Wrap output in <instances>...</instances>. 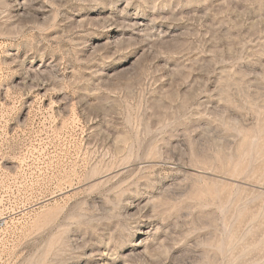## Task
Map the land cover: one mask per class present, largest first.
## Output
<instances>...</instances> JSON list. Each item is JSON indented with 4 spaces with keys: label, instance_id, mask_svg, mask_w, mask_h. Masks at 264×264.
<instances>
[{
    "label": "rangeland",
    "instance_id": "1",
    "mask_svg": "<svg viewBox=\"0 0 264 264\" xmlns=\"http://www.w3.org/2000/svg\"><path fill=\"white\" fill-rule=\"evenodd\" d=\"M0 264H264V0H0Z\"/></svg>",
    "mask_w": 264,
    "mask_h": 264
}]
</instances>
